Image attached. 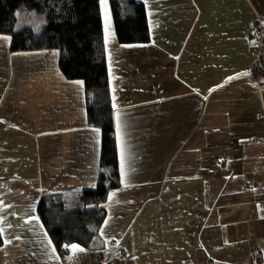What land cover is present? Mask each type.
<instances>
[{
  "label": "crops",
  "instance_id": "obj_1",
  "mask_svg": "<svg viewBox=\"0 0 264 264\" xmlns=\"http://www.w3.org/2000/svg\"><path fill=\"white\" fill-rule=\"evenodd\" d=\"M102 1L120 185L99 241L60 254L37 214L42 195L96 185L83 82L0 33V264H264V0H137L150 39L130 44Z\"/></svg>",
  "mask_w": 264,
  "mask_h": 264
},
{
  "label": "trees",
  "instance_id": "obj_2",
  "mask_svg": "<svg viewBox=\"0 0 264 264\" xmlns=\"http://www.w3.org/2000/svg\"><path fill=\"white\" fill-rule=\"evenodd\" d=\"M108 2L118 43L149 41L142 3ZM0 33L10 37L13 52L56 50L63 76L83 82L87 123L101 131L96 185L42 195L37 214L60 254L73 243L85 248L96 246L106 214L102 204L109 190L120 185L99 0H0Z\"/></svg>",
  "mask_w": 264,
  "mask_h": 264
},
{
  "label": "built area",
  "instance_id": "obj_3",
  "mask_svg": "<svg viewBox=\"0 0 264 264\" xmlns=\"http://www.w3.org/2000/svg\"><path fill=\"white\" fill-rule=\"evenodd\" d=\"M257 34L255 36V60L252 65L251 75L257 81L259 80L261 74L263 73L264 66L262 63V51L264 49V31L261 25V21L257 22L256 26Z\"/></svg>",
  "mask_w": 264,
  "mask_h": 264
},
{
  "label": "rangeland",
  "instance_id": "obj_4",
  "mask_svg": "<svg viewBox=\"0 0 264 264\" xmlns=\"http://www.w3.org/2000/svg\"><path fill=\"white\" fill-rule=\"evenodd\" d=\"M101 1V3L103 2L102 0H100Z\"/></svg>",
  "mask_w": 264,
  "mask_h": 264
}]
</instances>
